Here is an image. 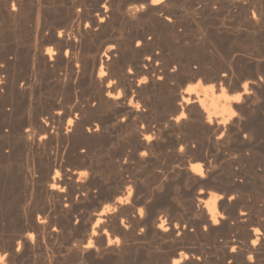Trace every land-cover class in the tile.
Instances as JSON below:
<instances>
[{"label":"bare ground","instance_id":"6f19581e","mask_svg":"<svg viewBox=\"0 0 264 264\" xmlns=\"http://www.w3.org/2000/svg\"><path fill=\"white\" fill-rule=\"evenodd\" d=\"M13 164L0 264H264V0H0Z\"/></svg>","mask_w":264,"mask_h":264},{"label":"rangeland","instance_id":"374dc122","mask_svg":"<svg viewBox=\"0 0 264 264\" xmlns=\"http://www.w3.org/2000/svg\"><path fill=\"white\" fill-rule=\"evenodd\" d=\"M223 17H221L220 19H223V21H227V22L229 21V22H228V24H226L227 22H224L225 25H223V26H225V27H224V29L222 31V33H223L222 35H224L225 37L232 38V32L229 31L228 33H226V31H225L226 30L225 28H230V24H232V26H237V28H240L243 31V33H245L246 28L242 24H241L242 26H238L236 18H228V17H224L223 18ZM206 24L209 26V31L210 32H211L212 29L214 30V31L212 30L213 32H211L212 35L218 37V35L216 33V30L219 29L218 27L222 26V25L219 24V21L216 20V19H208ZM195 28L196 27L194 26L193 29L195 30ZM214 33H216V35ZM245 69L249 70V68H245ZM204 83H206V82H204ZM229 93H230V91H229ZM167 162H169V161L168 160L164 161L165 164H167ZM11 167L9 169H7V170L6 169L3 170L2 176L0 178V186H18V185L21 186L22 185V183L20 182V174H19L18 167L15 164H13ZM217 171H218V173L225 174V173H227L229 171V168L227 167V164L225 162H223V163L221 162V165L219 164V166L217 167ZM219 171H221V172H219ZM143 180H144V186H151V185H147V181L150 182V180H151V175L145 173L144 177H143ZM210 186H212L209 189L210 191H213V192H220L221 191L219 189V187L221 185H220V180L218 178L213 179V181H212ZM258 188H257V197H258L257 200L259 201V204H258V202L256 203V205H255L256 209H257V204H258L259 208H261V207L263 208V206H264V203H263L264 199L262 198V197H264V191H263L264 188H262V187H260V189H258ZM259 194L262 196L261 198L259 197L260 196ZM178 215L181 216L182 214L179 213Z\"/></svg>","mask_w":264,"mask_h":264},{"label":"snow or ice","instance_id":"6c2138e0","mask_svg":"<svg viewBox=\"0 0 264 264\" xmlns=\"http://www.w3.org/2000/svg\"><path fill=\"white\" fill-rule=\"evenodd\" d=\"M158 2V0H153V3H156ZM150 139V138H149ZM142 211V210H141ZM177 264H179V262H177Z\"/></svg>","mask_w":264,"mask_h":264}]
</instances>
